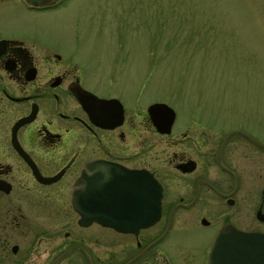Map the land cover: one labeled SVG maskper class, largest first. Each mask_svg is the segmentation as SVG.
Returning a JSON list of instances; mask_svg holds the SVG:
<instances>
[{
	"label": "flooded vegetation",
	"instance_id": "flooded-vegetation-1",
	"mask_svg": "<svg viewBox=\"0 0 264 264\" xmlns=\"http://www.w3.org/2000/svg\"><path fill=\"white\" fill-rule=\"evenodd\" d=\"M62 1L22 0L33 15ZM75 56L48 35L0 29V264H188L195 248L182 235L198 226L216 233L212 246L227 225L264 234L263 136L245 122L179 126L164 100L140 109L90 84ZM158 102L176 111L164 130L149 111ZM139 171L162 186L158 221L133 232L80 222L72 192L83 175L89 192Z\"/></svg>",
	"mask_w": 264,
	"mask_h": 264
},
{
	"label": "rangeland",
	"instance_id": "rangeland-1",
	"mask_svg": "<svg viewBox=\"0 0 264 264\" xmlns=\"http://www.w3.org/2000/svg\"><path fill=\"white\" fill-rule=\"evenodd\" d=\"M0 29L48 35L76 54L90 84L140 109L164 100L179 126L245 122L264 139V0H63L43 15L4 0ZM215 234L198 226L182 235L195 248L188 264H209Z\"/></svg>",
	"mask_w": 264,
	"mask_h": 264
},
{
	"label": "water",
	"instance_id": "water-1",
	"mask_svg": "<svg viewBox=\"0 0 264 264\" xmlns=\"http://www.w3.org/2000/svg\"><path fill=\"white\" fill-rule=\"evenodd\" d=\"M44 3L47 0H34ZM153 119L159 128L164 130L172 125L176 118L175 109L167 103L158 102L149 107ZM28 118L21 120L27 121ZM128 178L119 187V183L109 182V187L85 191L86 176L81 177L73 189L74 207L80 213L82 224L98 221L106 226L113 227L122 232L137 231L141 227L154 224L161 215L162 186L158 179L144 171L127 173ZM101 183V181H99ZM111 186H115L110 188ZM99 200L137 199L141 201L150 199L152 202H83L86 198ZM263 247L264 264V234L247 232L233 225L225 226L218 234L212 246L209 264H260L258 248ZM243 249L240 251L238 249ZM246 249V250H244Z\"/></svg>",
	"mask_w": 264,
	"mask_h": 264
}]
</instances>
